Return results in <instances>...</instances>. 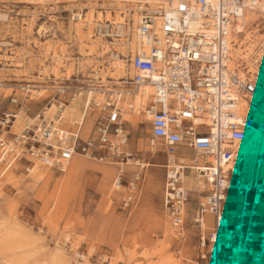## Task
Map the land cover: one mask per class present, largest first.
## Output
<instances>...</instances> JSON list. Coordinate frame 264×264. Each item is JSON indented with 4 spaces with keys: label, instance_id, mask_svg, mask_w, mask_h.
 <instances>
[{
    "label": "built area",
    "instance_id": "2783aa9c",
    "mask_svg": "<svg viewBox=\"0 0 264 264\" xmlns=\"http://www.w3.org/2000/svg\"><path fill=\"white\" fill-rule=\"evenodd\" d=\"M166 1V7L146 4L138 11L137 33L143 47L129 57L133 72L129 85L134 92L153 91L148 105L139 109L151 128V150L156 146L153 142L160 141L169 156L186 147L203 160L199 164L195 159L193 167L181 161L166 169L167 221L178 235L185 234L187 223L197 234L198 257L182 264H264V183L244 180L245 155L235 149L253 131L264 137V40L244 61L234 59L237 45L230 39L242 37L236 30L239 20L246 10L262 7L264 0ZM120 98H124L121 93L105 105L92 136L83 142L79 128L71 132L48 123L44 110L33 117L32 126L17 133H12L16 114L4 113L0 181L19 168L30 174L38 162L63 173L76 155H82L116 164L119 180L114 183L120 188L123 165L135 159L128 148L130 136ZM10 101L17 104L14 98ZM65 107L58 102L59 122ZM253 167L257 172L264 167V144ZM188 171L204 178L208 186L191 212L184 182ZM136 191L137 185L129 183L124 208L132 206ZM80 258L85 260L86 255Z\"/></svg>",
    "mask_w": 264,
    "mask_h": 264
},
{
    "label": "rangeland",
    "instance_id": "374dc122",
    "mask_svg": "<svg viewBox=\"0 0 264 264\" xmlns=\"http://www.w3.org/2000/svg\"><path fill=\"white\" fill-rule=\"evenodd\" d=\"M80 1L46 0L40 4L29 0H0V83L3 85L0 89V118L7 111L18 113L23 109L24 119H33L50 101L56 100V105L61 102L67 106L74 94L85 95L90 88L117 90L123 86L125 90L131 89L129 84H118L112 69V43L120 39L116 33L101 38L94 27L92 41L100 38L109 46V51L97 49L91 56L88 55L89 42L82 43L75 36L77 21L73 19L74 14L83 16L89 11L85 8L88 2ZM99 4L97 12L110 10L113 13L117 9L114 3ZM102 20L106 21L103 17ZM255 29L264 34L262 16L249 30ZM48 45L54 49L45 54L43 47ZM54 52L62 64V78L56 81L52 74ZM128 64L125 63L126 77L129 75ZM95 72L104 75L106 82L95 80ZM29 86L46 89V95L32 100L36 95L26 90ZM59 88H65V92H60ZM110 97L105 95V100ZM11 98L17 100V104H12ZM29 100L32 101L27 105ZM91 108L94 111L89 112L90 116L99 112L93 103ZM139 117L140 124L134 133L131 132L128 147L134 155L133 162L143 163L147 153H151L152 138L150 125L144 117ZM2 132L0 130V135H6ZM158 158L161 160L160 156ZM104 167L106 169H101ZM249 168L247 173L244 170L245 181L251 180L255 174L253 164ZM43 170L46 175L41 179L35 178L30 170V174L7 173L0 181V236L10 231L21 233L27 236L31 245L29 250L36 249L40 256L49 257L57 249H64L71 264L76 261L80 264H162L166 257L182 264L193 258L190 249L193 250L195 245L186 242L185 234L164 233L167 219L160 216V185L152 188L144 184L147 169L125 166L127 185L119 193H113L115 183L111 187L112 179H108L113 175L112 169L103 164L88 163L85 166L79 158L64 167L63 173ZM148 172L150 183L154 185L158 176L151 177V171ZM135 180V201L130 208H124L126 189ZM207 220L211 227L212 217L208 216ZM68 234L71 245L77 250L70 248L66 241ZM83 254L85 260L80 258Z\"/></svg>",
    "mask_w": 264,
    "mask_h": 264
},
{
    "label": "bare ground",
    "instance_id": "6f19581e",
    "mask_svg": "<svg viewBox=\"0 0 264 264\" xmlns=\"http://www.w3.org/2000/svg\"><path fill=\"white\" fill-rule=\"evenodd\" d=\"M28 1V0H27ZM29 1H38L40 4H43L46 0H29ZM88 2L85 8L88 9V13L86 15H81L80 13L74 14L73 19L77 21L74 24V32L77 39L82 42H89V56L92 53L97 52V49H102L103 52L109 51V46L104 44L103 41L99 38L98 41L93 42V33L94 27L97 30V33L104 38L105 36H112L115 33L120 37V39H116L115 43H112L114 46V53L112 54V59L114 60L112 69L114 71V75L117 76L116 80L120 85H127L130 84V79L133 76L132 66L130 64L129 57L131 54H136L143 47V43L137 33V17L138 11H141L145 5H149L151 8H156L161 6L162 4L164 7L167 5L166 0H83ZM69 2L77 3L81 2L80 0H69ZM100 2H109L114 3L117 6L115 12H111L107 10L106 12H97V7L100 6ZM176 3L173 1V8L175 7ZM131 6L133 8H131ZM260 8H255L254 10H246L244 13V17L239 20V24L236 28L238 31L237 33H242V37H238L233 35L230 39L235 42L237 45L236 48H233V57L234 59L241 58L244 61H249V58L255 48L262 43L264 40V34H259V30L255 29V31H250L249 29L254 25L256 21H258L261 16L264 19V4L261 5ZM97 13V17L95 14ZM104 14V15H103ZM114 14V15H113ZM2 18V15H0ZM102 17L105 18L106 21L102 20ZM6 18V17H5ZM130 18V19H129ZM110 25H107V23ZM111 26H113V30H111ZM93 40V41H92ZM114 40V39H112ZM54 46V45H53ZM86 46V45H85ZM57 48V47H56ZM83 48V47H82ZM85 48V47H84ZM53 50L54 47L50 45L43 47V52H49ZM128 51V56H125V52ZM86 54V53H85ZM96 54V53H95ZM84 55V54H83ZM127 57L128 60L125 58ZM60 58V57H59ZM61 59V58H60ZM52 60L54 61L55 65L52 69V74L56 80L62 78L60 66L61 63L58 61V55L54 52L52 56ZM14 62V61H13ZM12 62V63H13ZM128 62L129 67V75L126 77V65L125 63ZM11 63V62H10ZM17 64V63H15ZM14 65V64H13ZM20 65V64H17ZM262 76V75H261ZM95 80H101L100 83L106 82L104 75H101L99 72H95L94 74ZM114 78V76H113ZM3 86V85H2ZM29 90L31 94L36 95V97L32 98V100H38L44 95L47 91L44 88H39L37 86H29L26 90ZM40 89V90H38ZM60 92H65V88H59ZM123 94L124 98L121 100L119 99V104L122 107V115L123 119L127 122V124L135 126L140 122L141 112L139 111L140 108L143 106L148 105L150 101V96L153 94L151 88H146L144 91H132L130 89H126L122 86L121 89H100L97 88H90L88 91L85 92V95L74 94L73 99L70 102V105H67L63 111L62 119L59 122L58 119L55 117L56 114V100L50 101L42 111H45L46 119L48 123L51 124H61L65 129L69 130L72 128V131L77 132L78 128L80 129L81 133L83 131V125L85 120L86 127L84 129V136H86L91 129L92 121L94 118L90 116L89 112L92 110L91 106L92 103L99 110V112L103 113L104 107L106 104L112 102L115 98L116 100L119 97V94ZM111 95L110 98L105 100V95ZM261 95L264 96V89L261 92ZM113 97V98H112ZM263 98V97H262ZM264 99V98H263ZM29 100L27 105L32 101ZM99 106V107H98ZM131 106L133 108H131ZM27 107V106H25ZM98 107V108H97ZM131 108V109H130ZM262 108L264 109V100L262 101ZM94 110H92L93 112ZM23 109H19L18 113H16V121L14 123L13 129L15 133L19 130L20 126L24 124L25 126L21 127L22 129L28 126H32L36 120L34 119H24ZM97 115H95L96 117ZM22 120H24L22 122ZM71 131V130H69ZM71 131V132H72ZM142 141V140H141ZM154 144L156 142H153ZM264 144V137L261 136L259 132L253 131L247 138L245 142L235 147L239 153L245 155V173H247L250 168L249 165L253 164L258 153L260 146ZM140 145V144H139ZM141 143V147H142ZM157 149H153L155 153ZM158 154H150L147 153V159L145 162L129 160L126 164L123 165V169L125 166H138L141 169H152L154 172H157L159 169L164 168L168 165L169 159L172 156L167 158L166 163H161L160 159L158 158ZM198 159L202 162V158L198 157ZM184 164L188 167H193L194 164L191 162L190 159H180ZM133 162V163H132ZM46 169L43 167L39 162L34 165L32 170V175L37 178L41 179L46 172L43 170ZM254 168V167H253ZM255 170V169H254ZM252 171V169H251ZM189 177V178H188ZM185 177V184L191 189L193 185L197 188L198 192L200 193V200L203 199L202 193L208 188L206 181L199 175L193 173V177L191 176ZM261 179V183L264 182V167L261 171L257 172L255 170L254 176L252 179ZM119 177L117 178V181ZM131 181L133 186H136V182ZM250 181V180H249ZM118 189V190H117ZM122 186L117 188L115 184L113 193L117 191H121ZM210 217V216H209ZM164 233H177L169 223H165L163 226ZM67 241H71V237L68 234L66 236ZM31 245L28 242L27 236L22 235L16 231L6 232L0 236V264H71L69 260H67V256L64 252V249H57L54 254H51L49 257L40 256L35 252L34 249L29 250ZM36 247V246H35ZM70 248H75L72 244ZM76 249V248H75ZM77 250V249H76ZM75 251V250H74ZM38 252V251H37ZM164 259V258H163ZM179 260H173L170 257H166L165 261L162 264H178ZM76 264H80L76 261Z\"/></svg>",
    "mask_w": 264,
    "mask_h": 264
},
{
    "label": "crops",
    "instance_id": "0c3cea01",
    "mask_svg": "<svg viewBox=\"0 0 264 264\" xmlns=\"http://www.w3.org/2000/svg\"><path fill=\"white\" fill-rule=\"evenodd\" d=\"M16 114V113H15ZM103 113L102 112H98L97 114H95V115H97L96 117H95V115H93L92 117L94 118V120L92 121V126H91V129H90V132L86 135V136H83L82 135V133H81V131H80V140L83 142V141H86V140H88L91 136H92V131H93V128H94V126H95V124H96V121H97V119L102 115ZM36 115V114H35ZM139 124H140V122L138 123V124H136L134 127H133V125H130V124H127V129H128V131H129V136L131 135V132H135L136 131V129L138 128V126H139ZM24 129V128H23ZM22 129V130H23ZM21 130V131H22ZM69 130H71L72 131V128H70ZM18 132V131H17ZM16 132V133H17ZM12 133H15V131H14V129H12ZM152 141V140H151ZM151 146V145H150ZM129 148V150H130V147H128ZM155 149H157L156 150V152L154 153L152 150H151V148H150V150H151V153L150 154H158L160 157H161V160H160V162L161 163H166V161H167V158L169 157V155H167L166 154V152H165V148L163 147V145H162V143L160 142V141H157L156 142V146H155ZM185 152H187V154L185 153ZM82 159L83 161H84V165L86 166V165H88V163H96V164H103L104 166H107V167H110L111 169H112V171H113V175H112V177L111 178H108V179H112V186L111 187H113V184H114V182H116V180H117V178L119 177V168H118V166L116 165V164H113V163H103V162H99V161H96V160H94V159H89V158H86V157H84V156H82V155H76L74 158H73V160L71 161V163L72 162H74L76 159ZM146 158V157H145ZM180 159H190L191 160V162L193 163L194 162V160L195 159H198V156H197V154L193 151V150H190V149H188V148H186V147H179L178 149H177V154H176V156L175 157H172L171 159H169V161H168V165H166L164 168H161V170L159 169L157 172H154L152 169H149L150 171H151V173H150V175H151V177H157L158 176V179H157V182L154 184V185H152L151 183H150V179H149V170L148 171H146V175H145V183L144 184H147L149 187H157V185H160L159 187V193H158V200H159V209H160V216H161V219H163V218H166V216H165V213H164V187H165V177H166V169H167V167H169V166H171V165H173V164H177V163H180L181 162V160ZM145 160V159H144ZM143 160V161H144ZM199 160V159H198ZM70 163V164H71ZM198 163L200 164L201 163V161L199 160L198 161ZM69 164V165H70ZM101 169H106V167H104V168H101ZM101 169H98V170H101ZM164 170V171H163ZM16 171H20V172H23L22 170H21V168H19L18 170H14V171H11L10 173H12V172H16ZM9 173V174H10ZM187 174H188V176H190V175H192L193 174V172L192 171H188L187 172ZM101 175V174H100ZM128 174H127V171L125 170L124 171V175H123V184H122V188H125V185H127V181H126V176H127ZM103 176V175H102ZM189 178V177H188ZM145 186V185H144ZM186 187H187V189L190 191V202H189V204H188V210H189V212H191L192 210H194L196 207H197V203H199L198 201L200 200V193L198 192V190H197V188L193 185V187L190 189L187 185H186ZM126 190H128V189H126ZM114 193H119V191H117V192H114ZM126 193H127V191H126ZM204 193V192H203ZM202 193V196L204 197L205 196V194H203ZM192 200H193V202H192ZM191 203H194V205H192ZM190 215V214H189ZM188 215V216H189ZM211 217V216H210ZM189 218V217H188ZM167 219V218H166ZM167 223H168V221H167ZM170 225V224H169ZM196 231H195V229L193 228V227H191V225L190 224H186V228H185V236H186V238H184L185 240H186V242H191V243H193L194 245H195V248L193 249V250H191L190 249V251H192V253H194V256H193V258L192 259H190V260H195L196 259V257H198L197 256V254H198V248H197V241H196ZM191 254V253H190ZM193 255V254H192Z\"/></svg>",
    "mask_w": 264,
    "mask_h": 264
}]
</instances>
